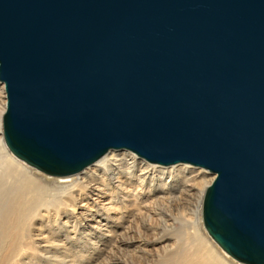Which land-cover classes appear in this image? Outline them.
I'll use <instances>...</instances> for the list:
<instances>
[{
    "label": "water",
    "instance_id": "water-1",
    "mask_svg": "<svg viewBox=\"0 0 264 264\" xmlns=\"http://www.w3.org/2000/svg\"><path fill=\"white\" fill-rule=\"evenodd\" d=\"M0 82L16 157L206 170V231L264 264V0H0Z\"/></svg>",
    "mask_w": 264,
    "mask_h": 264
},
{
    "label": "bare ground",
    "instance_id": "bare-ground-1",
    "mask_svg": "<svg viewBox=\"0 0 264 264\" xmlns=\"http://www.w3.org/2000/svg\"><path fill=\"white\" fill-rule=\"evenodd\" d=\"M4 95L5 88L0 85V196L4 208L0 216L1 253L12 250L20 228L41 212L52 219H59L63 213L70 219L81 216L82 219H144L146 216L170 219L177 212L180 221L186 224L182 240L188 238L187 251L167 252L160 258L162 264H237L209 237L204 227L203 199L214 176L211 178L205 171L184 165L151 166L134 153L112 151L82 173L66 177L47 175L52 177L49 178L8 148L3 130L7 110ZM128 185L131 189L127 190ZM6 190L9 193L4 201L2 194ZM105 197L109 201L104 202ZM160 203L166 214L154 210ZM185 204L195 205L193 214ZM167 256L170 257L166 259Z\"/></svg>",
    "mask_w": 264,
    "mask_h": 264
},
{
    "label": "rangeland",
    "instance_id": "rangeland-1",
    "mask_svg": "<svg viewBox=\"0 0 264 264\" xmlns=\"http://www.w3.org/2000/svg\"><path fill=\"white\" fill-rule=\"evenodd\" d=\"M0 85L5 88L3 83L0 82ZM3 100L7 103L6 92ZM114 153H119V151ZM193 169L205 171L211 178L215 177L206 170ZM126 189L131 188L128 185ZM8 193L6 190L2 194L4 201ZM105 199L104 202L109 201L108 197ZM2 205L0 196V216L4 214ZM158 205L160 206L157 207ZM158 205H155L154 210L166 214L163 210L164 206H161V203ZM188 205L185 204L187 208H191L193 214L196 209L195 205L194 207ZM68 217L69 215L63 213L59 219H52L43 212L33 216V219L31 217L30 222L28 220L17 233V240L13 243L15 246L12 250L0 252V264H162L160 258L166 256L167 252L174 250V252L184 253L187 251L188 245L185 242L188 238L182 240L186 224L180 221L182 218L177 212L170 219H153L147 216L144 219H137V217H132L133 219H82V216L70 219ZM169 257L167 256L166 259ZM236 263L242 264L237 261Z\"/></svg>",
    "mask_w": 264,
    "mask_h": 264
}]
</instances>
